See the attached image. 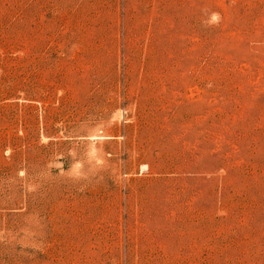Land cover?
Segmentation results:
<instances>
[{"label": "rangeland", "instance_id": "1", "mask_svg": "<svg viewBox=\"0 0 264 264\" xmlns=\"http://www.w3.org/2000/svg\"><path fill=\"white\" fill-rule=\"evenodd\" d=\"M0 264H264V0H0Z\"/></svg>", "mask_w": 264, "mask_h": 264}]
</instances>
